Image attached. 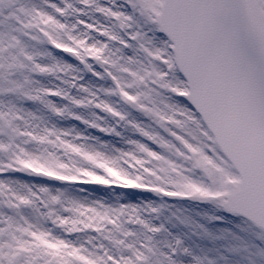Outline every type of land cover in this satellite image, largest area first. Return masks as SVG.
Returning a JSON list of instances; mask_svg holds the SVG:
<instances>
[{
	"label": "snow or ice",
	"instance_id": "1",
	"mask_svg": "<svg viewBox=\"0 0 264 264\" xmlns=\"http://www.w3.org/2000/svg\"><path fill=\"white\" fill-rule=\"evenodd\" d=\"M80 2L95 4V0ZM64 4L63 8L51 5L59 16L42 10L26 13L30 22L24 26L36 30L32 38L60 56L99 63L104 73L93 75L112 81L110 88L102 91L117 96L143 119H129L130 113L109 101L95 107L125 122L139 138L128 140L127 150L116 149V155H109L100 150L107 144L100 148L76 144L62 139L68 132L56 129L23 134L32 141L58 146L88 165L70 167L54 155L36 156L18 149V117L11 110L0 112V135L7 138V143L0 141V151L11 152L9 162L0 164V174L26 171L61 182L212 203L221 211L220 216L210 219H226L225 213L244 217L264 238V0H122L115 8L96 9L115 21L112 28L101 32L104 43L93 37L85 40L87 33L77 35L75 26L61 22L59 17L79 11L67 0ZM17 48L18 54L0 55L5 60L0 63V72L25 68L38 74L53 71L15 37L6 46L0 45V54ZM55 67L60 70L59 65ZM85 67L91 70L93 64L85 63ZM9 83L14 85L10 91L24 88L23 84ZM84 91L97 99L95 93ZM36 93L25 95L42 102L44 96L61 95L50 89H37ZM47 106L57 114L62 111L51 102ZM90 126L106 135H120L115 128L98 122ZM129 161L134 162L135 170ZM22 187L25 191L0 180V202L17 211L35 208L43 221L52 223L63 235L26 217H21V223L0 214V264H152L156 251L150 242L139 246L127 242L134 235L125 229L127 223L144 225L153 233L160 231L139 218L137 205L112 207L100 201L85 205L62 193L53 195L47 188H40L37 194L26 185ZM37 201L44 211L36 208ZM57 206L67 215H61ZM80 231L105 235L118 251L113 253L103 246L100 251L89 250L67 238ZM117 233L124 239L113 240ZM168 248L157 264H177L176 255L181 250L188 252L179 239ZM259 255L264 256V251ZM195 264L205 262L196 257Z\"/></svg>",
	"mask_w": 264,
	"mask_h": 264
},
{
	"label": "rangeland",
	"instance_id": "2",
	"mask_svg": "<svg viewBox=\"0 0 264 264\" xmlns=\"http://www.w3.org/2000/svg\"><path fill=\"white\" fill-rule=\"evenodd\" d=\"M67 2L79 11L59 17L61 22L69 27L75 26L77 35L87 33L83 36L85 40L93 37L96 42L104 43L105 40L101 32L106 28H112L115 21L96 9L97 7L115 8L122 3V0H115L114 4L110 0H95V4L92 6H85L80 0H67ZM52 4L61 8L65 7L64 0H47V2L46 0H0V45L6 46L15 37L28 53L36 57L38 62L53 67V71L47 74H38L30 71L29 68L13 70L10 73L8 71L0 72V112L8 113L11 110L18 117L16 124L21 133L15 140V146L18 149L36 156L54 155L62 162L69 164L70 167H88L82 159L74 154L66 153L62 148L53 144L32 141L23 134L28 131L35 134L36 131L45 128L56 129L69 133L62 139L74 140L76 144L92 145L97 148H100L101 144H107V148H100V150L109 155H116V149L127 150L130 147L127 141L139 137L125 122L114 120L97 109L95 104L109 101L122 111L130 113L129 119H143V117L128 105L121 103L117 96H109L102 91L110 88L112 81L93 75L94 72L104 73V69L99 63L85 58V63L93 64V68L89 70L85 67V63H81L79 59L69 58L67 54L60 56L46 43L32 38L37 35V32L24 26L30 22V17L26 13L42 10L59 16L51 7ZM22 9L24 11H21ZM86 25L91 27H86ZM18 51V48L8 49L0 55L9 57L10 54H18ZM80 51L83 55V50ZM38 53H45V55L39 56ZM127 54L132 55V52L128 51ZM4 62V59H0V63ZM56 65H59L60 70L55 67ZM9 81L23 84L24 88L19 91H10L9 89L14 85ZM37 89L60 91L61 95L44 96V102L28 99L25 93L36 95ZM84 89L95 93L97 99L93 100ZM76 100H80L81 103H75ZM47 102H51L56 108L61 109V113L53 112L47 106ZM76 117H80V119ZM84 121L89 123L86 124ZM92 122H98L105 128H115L120 135H106L91 127ZM145 123L148 121L145 120ZM0 141L7 143V138L0 135ZM10 158V151H0V164L6 165ZM128 163L135 170L134 162L129 161ZM97 171L98 174H103L102 170ZM19 172V174L24 173V177L19 178L17 174L9 173L7 176L0 175V180L19 191H25L22 187L24 185L37 194H39L40 188H47L53 195L62 193L63 197L78 200L85 205L96 201L112 207L122 204L137 205L139 218L149 227L159 228L160 231L153 233L148 231L144 225L127 223L125 229L134 233L127 238V242L136 246L150 242L156 251V255L152 257V264H157V261L164 259L161 253H167L168 245L174 244L176 239L182 242V248L188 249L187 253L181 250L176 255L177 264H195L196 257L203 260L205 264L209 260L214 264H264V259H261L256 251V248L264 251V240L250 226L240 220L210 219L213 216H220V210L212 203L170 199L154 193H142L139 190H124L117 187L106 190L102 185V188L97 185L98 190L95 191L94 185L61 182L47 177L38 181L32 179L26 171ZM36 208L44 211V207L39 201L36 203ZM152 208L157 211H151ZM57 210L61 215H67L60 206H57ZM0 214H3V217H12L21 223L23 222L21 217H26L33 224L39 223L45 228H52L57 235H63L52 223H43L44 221L33 207H24L17 211L0 202ZM67 238L76 242L77 245L84 244L89 250L100 251L103 246L110 252L118 251L111 240L95 231H80ZM90 239L91 243H89ZM114 239H124V237L117 233L113 236ZM234 253L237 255H233Z\"/></svg>",
	"mask_w": 264,
	"mask_h": 264
},
{
	"label": "water",
	"instance_id": "3",
	"mask_svg": "<svg viewBox=\"0 0 264 264\" xmlns=\"http://www.w3.org/2000/svg\"><path fill=\"white\" fill-rule=\"evenodd\" d=\"M35 175V174H34ZM35 176H38V175H35ZM38 177H42V176H38ZM227 215H229V216H232V217H241V216H233L232 214H230V213H226ZM242 218H244V217H242ZM244 219H246V218H244Z\"/></svg>",
	"mask_w": 264,
	"mask_h": 264
}]
</instances>
